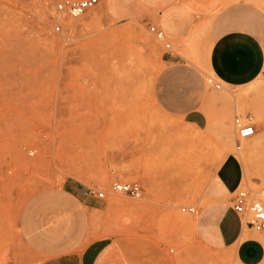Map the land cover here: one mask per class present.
<instances>
[{
  "label": "rangeland",
  "instance_id": "obj_1",
  "mask_svg": "<svg viewBox=\"0 0 264 264\" xmlns=\"http://www.w3.org/2000/svg\"><path fill=\"white\" fill-rule=\"evenodd\" d=\"M60 1L0 0V264H40L33 220L49 228L57 212L76 216L87 200L98 209H83L81 249L109 238L130 264H240L198 219L230 153L245 154L242 187L264 202V74L244 98L249 86L207 87L203 46L208 53L216 13L199 5L185 45L168 38L177 62L156 40L155 22L117 19L108 0L57 22ZM204 106L216 109L202 130L187 115ZM247 115L259 134L237 151L234 120ZM119 181H138L143 197L113 193ZM188 206L197 213H183Z\"/></svg>",
  "mask_w": 264,
  "mask_h": 264
},
{
  "label": "crops",
  "instance_id": "obj_2",
  "mask_svg": "<svg viewBox=\"0 0 264 264\" xmlns=\"http://www.w3.org/2000/svg\"><path fill=\"white\" fill-rule=\"evenodd\" d=\"M195 5L203 12L216 13L207 31L206 44L211 41L208 53L203 46L204 66L226 88L249 86L239 98L248 96L264 74V0H108L115 18L124 22L133 19L155 22L154 26L164 31L179 48L196 28ZM168 53L171 60H183L179 55ZM206 109L204 106V111L189 113L187 118H191L187 122L206 129L213 123L212 112L216 107L209 106L208 113ZM255 129L256 135L249 140L259 134L256 124ZM249 179L245 154L227 155L209 192L213 203L200 215L198 226L209 242L229 249L228 252L234 251L240 264H264V231L257 233L244 226L233 209L235 192ZM257 192L264 195V191ZM65 193L72 196L70 192ZM96 203L87 200L80 205L98 209ZM84 208L76 216L60 210L49 228L37 227L39 220H33V237L41 247L43 258L40 264H130L129 255L109 238L95 239L81 249L79 228L88 221ZM36 215L40 216V210Z\"/></svg>",
  "mask_w": 264,
  "mask_h": 264
},
{
  "label": "built area",
  "instance_id": "obj_3",
  "mask_svg": "<svg viewBox=\"0 0 264 264\" xmlns=\"http://www.w3.org/2000/svg\"><path fill=\"white\" fill-rule=\"evenodd\" d=\"M99 5V0H62L55 6L54 16L57 22L68 16L73 19H78L94 10ZM59 19V20H58ZM62 26L58 23L54 31L61 32ZM151 29L155 30L156 40L165 45L168 52L171 50V43L168 42V37L164 31L152 26ZM206 85L211 90L220 91L223 89L224 84L214 75L207 76ZM234 130L237 136V151L241 150L242 140H249L256 135L254 124V117L247 115L245 117L236 116L234 120ZM112 191L118 195H124L132 199H141L143 197V187L138 181L132 182H115L112 184ZM87 195L96 197L103 200L106 198L105 192H95L89 190ZM233 209L239 216L244 226L251 228L257 233L264 231V202L257 198L256 195L248 188L242 186L238 188L234 196ZM183 213L195 215L197 210L193 206L184 207Z\"/></svg>",
  "mask_w": 264,
  "mask_h": 264
}]
</instances>
